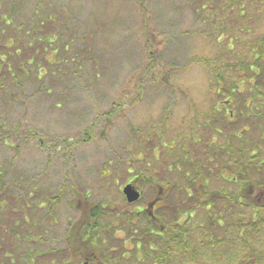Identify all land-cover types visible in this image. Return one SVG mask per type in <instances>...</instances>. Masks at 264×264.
<instances>
[{
  "label": "rangeland",
  "instance_id": "obj_1",
  "mask_svg": "<svg viewBox=\"0 0 264 264\" xmlns=\"http://www.w3.org/2000/svg\"><path fill=\"white\" fill-rule=\"evenodd\" d=\"M12 7L17 8L15 15ZM32 25L37 31L35 42L29 39ZM43 38L41 48L38 40ZM12 39L18 43L14 54L20 62L10 57L14 78L6 68L0 76V173H7L4 181L12 207L18 203L16 196L27 199L33 188V204L46 199L54 207L58 223L41 222L52 238L46 247L66 245L63 236L70 228L72 232L71 224L80 216L70 203L82 211L101 204L105 213L112 211L111 221L120 219L150 199L144 188L142 201L131 206L126 202L122 189L131 174L158 177L187 153L206 165L209 191L239 193L242 184L234 181L238 168L226 163L235 159L215 146L211 149V143L239 142L229 135L240 123L248 87L253 89L261 74L251 52L264 40V0H0V55L10 52L6 48ZM28 43H33L30 50ZM34 48L41 64L35 72L39 78L48 72L44 83L18 71L20 65L33 71V65L26 66L33 64L26 62V54ZM150 51L155 53L153 65ZM239 62L250 64L237 79L242 90L239 100L236 95L220 99L215 94L216 69L236 80ZM232 99L229 110L236 121L227 131L221 115ZM214 108L222 112L218 127L222 124L224 131L219 139L203 125ZM250 110L252 117L243 124L251 125L244 129V145L263 154L264 106L252 105ZM172 151L173 156H168ZM242 154L244 165L249 164L248 153ZM180 167L191 174L187 166ZM223 167L229 170H222L220 179L216 173ZM246 172L252 180L263 173L255 165ZM216 201L215 226L203 208L193 212L189 224L195 230L189 247L194 249L208 238L210 245L199 249L209 264H234L245 246L248 257L264 253V220L256 219L259 231H250L251 239H238L237 220L247 211L226 207L223 197ZM48 211L42 204L29 212L44 219ZM49 259L44 257V263ZM173 259L172 264H190V258L178 253Z\"/></svg>",
  "mask_w": 264,
  "mask_h": 264
},
{
  "label": "trees",
  "instance_id": "obj_2",
  "mask_svg": "<svg viewBox=\"0 0 264 264\" xmlns=\"http://www.w3.org/2000/svg\"><path fill=\"white\" fill-rule=\"evenodd\" d=\"M16 12L17 8L12 7V15H15ZM7 19H9L10 22L13 23L12 17H7ZM36 35L37 31L35 29V25H32V27L30 28L29 39L32 42H35L37 40L35 38ZM45 39L46 38L38 40V42L41 44V48L44 46ZM18 41L23 42L24 39L22 37H18ZM9 44L10 48L7 47L6 49L10 50V52L7 55H0V76L2 70L4 71V69L6 68L10 76L14 78V71L8 64H10V57L17 59V62H20V60H18V56H15L14 54L15 49H18V47H16V44L18 43H16L15 40L12 39L9 40ZM32 44L33 43H30L29 46L28 43V50L33 47ZM19 50L22 51L21 54H24L22 48H20ZM27 52L28 54H26V62L33 64H26V66L33 65L34 69L33 71L29 69L30 67L21 69V63H19L20 66L18 67V71L24 73L28 79H30L31 76H34L38 78L40 83H44L48 72H45L42 78H39L38 73L35 72L36 66L40 64L38 62V49L34 48L33 51ZM55 53L56 54L54 55L57 56V54H59V50L56 49ZM251 55L254 59H252L254 61V64L257 65V67L261 70V74L259 75V77L257 76V79H255V86L253 89H251L250 87H248L247 89L246 87V89L249 90V96L248 98L243 100L245 110L240 114V123L238 125H235L236 115L232 112V110H229L232 109V99L230 103L226 104L224 114H222V112L218 109L214 108L212 113L208 116V120L203 124L206 129H210L214 133L212 137H218V139L224 131V126L228 131L231 128V125H235L234 132H232V134H230L229 136L234 138L235 140H238L239 142L235 145H232L228 139L223 145H220L221 143L215 144V142L213 141L214 143H211V149H213L215 146L218 148V151H225L229 155H232L233 159H235V162L230 159L228 161L226 160V163L227 165L234 163L238 168L239 172L236 173L237 178L233 180L236 181L235 184H239V182L240 184H242L239 193L233 196L231 194L226 195L220 192L216 193L213 191H209L210 179L205 173L206 165L202 161L199 162L198 160L189 157V154L187 153L179 162L173 161L171 164H169L168 167L164 169L166 171L162 170V175L158 177H154L151 174L150 176H147L142 172L136 173L139 174V180H137V182L139 184L142 182V184H140L142 186L141 188H145L148 191L150 199H153L154 197L162 199L166 198V200H168L167 208H162L156 211L152 208H147L148 206L145 208L141 207L136 210V212L132 213L127 211L122 214V217L120 219L116 218L114 221H111L110 218L112 217V211L108 209L110 212L105 213L107 209L101 204L93 207L92 205H90L89 209L84 211H82L81 207L77 206L75 208V205L72 204V206L74 207L72 208L76 210L81 217L78 216V220H75L71 224L72 232L70 228V232L64 235V240L66 243L65 247L61 249L55 248L52 251L49 248L50 250L47 249L45 253L50 252L53 253L54 257L60 256L61 258L64 253L68 254L70 252L74 256V264H172V262H174L173 258L177 255V253L179 254V256L190 258L188 260L190 264H209L204 260L205 256L201 251L202 248H205V245H210L209 243H207L208 238L203 240L200 245H198L194 249L189 247L190 237L191 235H194L195 230L194 227H190L189 221L193 218V212L202 211L203 208L205 215H208L210 217L211 224L215 226V219L214 215H212V211L213 208L215 209L216 207V200L220 198L222 199V197L225 200L224 202L226 204V207L235 206L238 212L239 209H244L247 211L246 214L243 213V216L237 220L238 228L235 230L234 234H236L237 232H239L240 234L237 233L236 237L238 239H243V237L246 236L247 238L251 239V236H249L251 232L254 231L258 233L259 229L256 226L255 221L256 219L264 220V153H254V151L249 150L248 147L244 145L243 136L244 133H246L244 132V129H250L251 125H247V123L245 125L243 124L244 120L250 121L252 117V113L250 110L252 105H255L257 107L264 106V101H261V99L264 100V64L263 62L260 63L261 60L264 59V40L261 44L259 43V45L255 46V48L251 52ZM148 58L152 61V64L150 65H153L156 61L155 53H153V51H150V53H148ZM53 61H55L54 63L57 62L56 60ZM251 62L252 61H250V63ZM50 65H52V63H50ZM249 65V62H239V66L238 64L236 65L238 68L234 71L237 74L236 80H234L233 78L225 77L222 74V69L218 67L216 69L217 76L215 79L216 96L218 95L220 99H230L234 98L236 95L239 100V95L242 93V90H240L239 86L237 85V79L240 78L241 70L245 69ZM75 69L79 70V67L75 66ZM53 72L54 71L50 72L52 73L51 75H58ZM245 73L247 76L250 75L248 72ZM217 82H221L222 84L220 86H217ZM238 100L234 103L238 104ZM227 111L230 112L229 116L226 115ZM218 113L222 114L221 118L225 120L224 126L221 124V126L218 127L220 122ZM257 117H260V115H257ZM33 136H35V134H33ZM199 137L201 141L203 137ZM237 147L240 149L238 150ZM241 148H243V150H241ZM243 151L245 155L246 153H248L247 160L249 161V164L247 165H244L243 163V161L245 160H243ZM174 153L175 151H172L170 153H167V155L172 157ZM208 154L209 153L207 152L206 155ZM212 160L213 157L208 163H213ZM182 165H185L188 167V169H191V174L188 172V170L184 171L182 167H180ZM252 165H255V169L262 170V177L254 180L247 178L246 169L248 166L249 169H251ZM226 169L229 170V168L225 167L219 168L218 173H216V177H220V179L224 178L222 170L224 171ZM105 172L107 174V169H105ZM170 175L172 176L171 179ZM35 191L36 190L31 189V197L32 193H34ZM78 195L76 196L78 197ZM89 196L90 195L86 197L87 201ZM31 197L27 196V199L25 201L28 206L33 207L36 204H33L31 202ZM16 200L18 203L16 205H13L12 208H14L15 206H20L21 197L18 198L16 196L15 201ZM56 201H58V199ZM39 203L45 204L46 206V203L49 204V201L46 199H42L39 200ZM31 207L28 209L29 211L33 210ZM29 211V221H27L29 225L27 227V241L28 243L34 245H46L49 241H51V239H49L47 236L48 231L43 230V228L41 227L40 219L36 220L34 212H32L31 214V212ZM219 213L222 214L223 212L219 211ZM219 216L224 219L223 216ZM184 217L187 218L186 223L181 222L183 221ZM16 218L12 216V219H15L16 222L19 223L21 220L20 217H18L17 219ZM171 218L173 219L172 222ZM43 221H45L46 224H51L55 220L52 216H50L48 218L45 217L42 222ZM202 228V225L198 226V229ZM104 231H106L105 233L107 235V238H104ZM117 233H122L123 237H117ZM11 241L12 243L18 244L17 247L18 249H20L19 243L22 241V238L19 229L17 231L12 229ZM119 242H123V244H120ZM213 242H211V244H213ZM243 243L246 244L245 241H243ZM199 247L202 248L199 249ZM36 248L37 246L28 247V259H37L38 256L42 257L41 254L43 253L37 252ZM177 248H179L181 251H178ZM47 256L49 255H45L43 257ZM248 256L249 255L247 254L245 246L243 255L238 254L236 256L237 260H235L234 264H264L263 252H258L257 254H254L253 257ZM51 258L52 256H50V259ZM51 261L52 260H50V262L46 264H53L51 263ZM18 264H20V262H18ZM28 264L37 263L29 261Z\"/></svg>",
  "mask_w": 264,
  "mask_h": 264
},
{
  "label": "flooded vegetation",
  "instance_id": "obj_3",
  "mask_svg": "<svg viewBox=\"0 0 264 264\" xmlns=\"http://www.w3.org/2000/svg\"><path fill=\"white\" fill-rule=\"evenodd\" d=\"M4 175H7V173H5V174L0 173V264H18V262H20V264H28L29 261H31L33 263L41 264V263H44V261H45L44 257H43L45 255L52 256V258L49 259V261H47L46 263H48V262H50V260H52L51 263H53V264H74V262H73L74 256L70 252L68 254L64 253L62 256L63 258L62 257L60 258V256L54 257L53 253H50V252L45 253V251H47V249L48 250L51 249V248L49 249V246L46 247V245H40V244L34 245L31 243H28V241H27V227L29 225H28L27 221H29L28 220V209L31 206H28V204L25 201L26 198L23 195H21L20 206L19 207L15 206L14 208H12V206H11L12 201H11L10 196L8 195V193H9L8 184H6V182L4 181L5 180ZM134 175H132V178L130 179V181H127L125 183L123 189L129 185L135 187L141 194V198L138 201V202H140L144 198L145 189L144 188L142 189L141 186H139V183L137 182V180H139V174H134ZM12 181L13 180L9 181V185L12 184ZM21 189H23V188L21 187ZM123 189H122V195H123L124 199L126 200V197L123 194ZM167 201L168 200H166V198L162 199V198H157V197L155 198L154 197L153 199L152 198L149 199V201L141 207L145 208L148 206L147 208H152L153 210L157 211V210H160L162 208H167L168 207ZM70 204H71V206L68 205L69 208L74 210L72 203H70ZM38 205L42 206V204L39 203V201H38V204L35 205V207H38ZM31 208L33 209V207H31ZM45 208L49 209V211L46 215V218L52 216L53 219L55 220L53 223H51L49 225H54V224L56 225L58 223V220H57L56 214L54 213V207L53 206L50 207L49 204L46 203ZM16 209L19 211V215H17ZM35 209L38 210L40 208H38V209L35 208ZM12 216H14V218H16L17 216L20 217V219H21L20 222L18 223V222H16L15 219L13 220ZM35 218H36V220L40 219L41 222L43 220L42 216L38 217L37 214L35 215ZM12 229H14L15 231H17L18 229L20 230L21 238H22V241L19 243L20 249H18V247H17L18 244L12 243V241H11ZM67 233H69V232L67 231ZM63 238H64V236H63ZM50 239L52 241V238H50ZM64 245H65V243H64ZM29 246H37L36 251L43 253V254H41L42 257L38 256L37 259H28V247ZM13 250H15V251L13 252ZM52 250H54V249H51V251ZM61 260H62V262H61Z\"/></svg>",
  "mask_w": 264,
  "mask_h": 264
},
{
  "label": "water",
  "instance_id": "obj_4",
  "mask_svg": "<svg viewBox=\"0 0 264 264\" xmlns=\"http://www.w3.org/2000/svg\"><path fill=\"white\" fill-rule=\"evenodd\" d=\"M123 194L126 197V201L131 205L138 202L141 198L140 192L133 186L129 185L123 189Z\"/></svg>",
  "mask_w": 264,
  "mask_h": 264
}]
</instances>
